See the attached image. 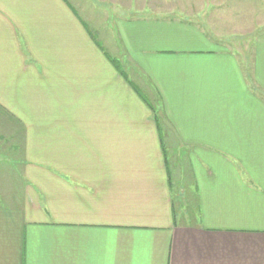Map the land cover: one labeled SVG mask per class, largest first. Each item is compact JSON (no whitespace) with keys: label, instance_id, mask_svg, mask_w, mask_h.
<instances>
[{"label":"crops","instance_id":"obj_1","mask_svg":"<svg viewBox=\"0 0 264 264\" xmlns=\"http://www.w3.org/2000/svg\"><path fill=\"white\" fill-rule=\"evenodd\" d=\"M74 1L0 0V264H264V0Z\"/></svg>","mask_w":264,"mask_h":264},{"label":"rangeland","instance_id":"obj_2","mask_svg":"<svg viewBox=\"0 0 264 264\" xmlns=\"http://www.w3.org/2000/svg\"><path fill=\"white\" fill-rule=\"evenodd\" d=\"M73 3H76L74 0H71ZM88 1V0H87ZM77 4V3H76ZM76 6V8L78 9V12L80 13V15L82 16V8H81V6H79V4H77V5H75ZM257 9V8H256ZM260 11H258L257 13L258 14H260V16H262V15H264V8L262 9H259ZM251 12H253V10H251ZM254 14L255 13H251V16H252V18H254L253 16H254ZM92 27H95L94 25H92ZM239 44H241V43H239ZM134 78V77H133ZM132 78V79H133ZM131 80V79H130ZM133 81H135L136 83L137 82H139L140 80H138V79H133Z\"/></svg>","mask_w":264,"mask_h":264},{"label":"trees","instance_id":"obj_3","mask_svg":"<svg viewBox=\"0 0 264 264\" xmlns=\"http://www.w3.org/2000/svg\"><path fill=\"white\" fill-rule=\"evenodd\" d=\"M144 99L150 104V106L154 107L153 104H151L150 100L147 97H144ZM153 110H154V113L156 114L155 118H156L157 124L159 125L160 124V116H159L158 110H157V108H153Z\"/></svg>","mask_w":264,"mask_h":264}]
</instances>
